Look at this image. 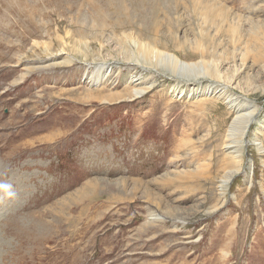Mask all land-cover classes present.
Segmentation results:
<instances>
[{
  "label": "rangeland",
  "instance_id": "374dc122",
  "mask_svg": "<svg viewBox=\"0 0 264 264\" xmlns=\"http://www.w3.org/2000/svg\"><path fill=\"white\" fill-rule=\"evenodd\" d=\"M0 264H264V0H0Z\"/></svg>",
  "mask_w": 264,
  "mask_h": 264
},
{
  "label": "bare ground",
  "instance_id": "6f19581e",
  "mask_svg": "<svg viewBox=\"0 0 264 264\" xmlns=\"http://www.w3.org/2000/svg\"><path fill=\"white\" fill-rule=\"evenodd\" d=\"M103 67V66H102ZM138 94H139V91H135L134 93H133V96L134 97H136V96H138ZM132 96V97H133ZM251 116H254L253 115V113L252 112H245V113H240V114H237L236 116H234V118H233V120H236V119H238V118H240V119H238L237 120V122H236V124L239 126V129L241 130V131H243L242 132V134H241V136H240V143H242V138H243V136H244V134H245V131H246V129H247V124H248V120L251 118ZM247 118V119H246ZM235 126V124L233 123L232 124V127H234ZM230 132H231V134H230V138H233V130H230ZM49 135V134H48ZM233 140V139H232ZM230 141V142H228L227 144H226V148H228V149H230L231 151L233 150V152H235V150H236V148H237V146H238V144L236 143V142H234V141ZM242 145V144H241ZM235 149V150H234ZM238 149V148H237ZM240 149V148H239ZM238 149V150H239ZM232 176V172L231 171H229L228 172V179H224V180H221V186H226V184L228 183V181L230 180V177ZM95 180V179H94ZM89 184H90V186H92V187H94L95 186V184H96V182H92V181H90L89 182ZM88 186V185H87ZM220 186V185H219ZM88 188V187H87ZM95 188V187H94ZM91 189V188H90ZM79 192V194L80 195H84V193H85V187H81L80 188V190L78 191ZM91 192V191H90ZM87 193V192H86ZM87 195V194H86ZM76 196V195H75ZM146 197V196H145ZM76 198V197H75ZM84 198V197H83ZM60 215H61V213H60ZM155 218V217H154ZM156 218H159V217H157L156 216Z\"/></svg>",
  "mask_w": 264,
  "mask_h": 264
}]
</instances>
